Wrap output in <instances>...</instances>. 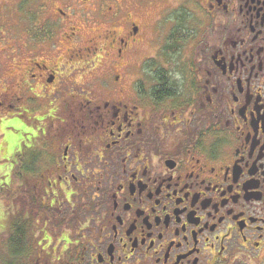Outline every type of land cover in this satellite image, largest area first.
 Masks as SVG:
<instances>
[{
    "label": "flooded vegetation",
    "instance_id": "1",
    "mask_svg": "<svg viewBox=\"0 0 264 264\" xmlns=\"http://www.w3.org/2000/svg\"><path fill=\"white\" fill-rule=\"evenodd\" d=\"M70 1L55 8L69 29L115 22L109 46L51 45L63 21H36L7 51L0 11V173L20 262L264 264V0H195L199 16L187 0L176 14L169 0ZM100 63L101 91L73 79Z\"/></svg>",
    "mask_w": 264,
    "mask_h": 264
},
{
    "label": "rangeland",
    "instance_id": "2",
    "mask_svg": "<svg viewBox=\"0 0 264 264\" xmlns=\"http://www.w3.org/2000/svg\"><path fill=\"white\" fill-rule=\"evenodd\" d=\"M69 0H0V11H4L7 13L10 19V32L8 31L6 33L7 39L9 43L5 46L7 48V51H14L17 52L19 49V46H27V43L32 38V31L35 30V24L37 26H45L48 23V21H51V23L55 24V22H62L63 20L60 18V15L56 13V6H62ZM75 0H71L70 2L73 3ZM169 7L171 6L173 8L172 12L177 13L180 6H179V0H169ZM74 7H77L75 4H73ZM149 7L145 8L144 15L139 18H143L144 21H146L145 24H151L152 21H155L156 17H158V14H156L155 11L150 10L151 5H147ZM42 9L39 11V8ZM157 7V6H155ZM44 10V13H41V11ZM92 8V7H90ZM186 8L187 11L192 14L196 13L195 15H198V10L196 8L195 0H187L186 2ZM48 10V11H46ZM158 10V9H157ZM48 13H46V12ZM159 11V10H158ZM155 12V13H154ZM40 13V14H39ZM54 15V16H51ZM84 15L71 17V25H74L76 27H79L81 29L72 30L69 29L68 26H65L66 21H63V27L60 31V36L54 41L51 42V45L56 43L54 46H109V40L105 41L106 44H104V36L107 30H115L116 24L113 21L106 22L104 19L99 18H92L91 15H87V19L85 20V23L82 19ZM199 16V15H198ZM82 21L81 25L78 24V21ZM194 22L193 17L186 16V28L193 29L192 23ZM34 27V28H33ZM73 31L77 32V35L74 36L72 34ZM67 32V34H65ZM69 36L72 37V39ZM111 36L113 35V31L111 33H108ZM159 37V35H158ZM161 39H159V44H161ZM186 39V38H185ZM189 36L187 37V40H185L186 44L185 46L189 45ZM33 46V43L28 45ZM145 46H147L145 44ZM155 46H158L156 44ZM17 49V50H16ZM21 47V51H22ZM63 52V51H62ZM61 53V52H60ZM104 53V52H103ZM22 55V53H21ZM25 57V55L21 56ZM15 56V54L13 55ZM18 57V55H16ZM12 59V57H11ZM8 63H13L10 60ZM106 66L103 63L98 64L97 66L93 67L88 73L85 75L83 74H77V77H73L75 81L79 82H87L89 84L88 89L92 91H101L100 84L101 81L104 79H101V77L104 76L107 77V73L105 72ZM110 72L113 71L112 69L109 70ZM97 95V94H96ZM98 96V95H97ZM97 96H94L95 98H98ZM19 137V136H18ZM1 168V167H0ZM7 183V176H5L4 172L3 174L0 173V264H25L24 262H20V260H23L28 256L30 251L26 252L22 257H12L10 256L11 252V246L7 241V237L9 235L10 231V224L11 218H9V212H11L8 208V204H5L4 202V194L2 187L5 186ZM2 186V187H1ZM37 230V229H36ZM76 229L73 230V235H76L75 232ZM38 231V230H37ZM41 233H39L40 237ZM12 255V254H11ZM10 256V257H9Z\"/></svg>",
    "mask_w": 264,
    "mask_h": 264
},
{
    "label": "trees",
    "instance_id": "3",
    "mask_svg": "<svg viewBox=\"0 0 264 264\" xmlns=\"http://www.w3.org/2000/svg\"><path fill=\"white\" fill-rule=\"evenodd\" d=\"M190 34L187 32V37ZM177 42V41H176ZM2 187V186H1ZM3 190V189H2ZM23 197V194L20 193L19 190L13 191L10 195L11 199H20ZM3 199H5V197H3ZM25 227L23 225V219L22 218H18L15 222V224L13 225V233L10 236V240H9V244L11 246V254L10 256L12 257H18L20 256V254L24 253L26 251V242H25ZM26 246V247H25ZM9 256V257H10Z\"/></svg>",
    "mask_w": 264,
    "mask_h": 264
}]
</instances>
